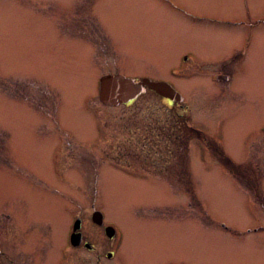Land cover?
Masks as SVG:
<instances>
[{
  "label": "rangeland",
  "instance_id": "rangeland-1",
  "mask_svg": "<svg viewBox=\"0 0 264 264\" xmlns=\"http://www.w3.org/2000/svg\"><path fill=\"white\" fill-rule=\"evenodd\" d=\"M87 1L0 0V212H28L62 227L76 212L88 220L94 205L122 230L128 264H264V198L255 189L261 181L251 187L225 173L227 162L236 171L248 143L264 135V0H93L98 27L86 8L76 7ZM98 28L115 53L102 72L165 80L185 98L182 109L174 108L178 122L197 135L164 165L171 177L186 173L177 181L108 170L99 162L112 157V144L102 139L84 149L83 164L65 161L66 176L47 136L35 134L37 120L29 113L35 105L21 90L25 80L59 93L57 127L67 137L82 141L90 133L93 98L84 95L96 92V77L86 47L74 41L90 44L84 35H97ZM223 72L232 77L225 87L214 81ZM140 103L162 124L175 119L154 95ZM121 114L101 106L110 131ZM242 164L246 175H263L264 137ZM158 206L163 215H149ZM49 240L55 252L57 237L41 236ZM70 264L95 260L79 254Z\"/></svg>",
  "mask_w": 264,
  "mask_h": 264
},
{
  "label": "flooded vegetation",
  "instance_id": "flooded-vegetation-1",
  "mask_svg": "<svg viewBox=\"0 0 264 264\" xmlns=\"http://www.w3.org/2000/svg\"><path fill=\"white\" fill-rule=\"evenodd\" d=\"M85 4L88 6L90 5V7H88L89 9ZM93 6H95L94 1L89 0L85 3L78 4L76 7L80 9L86 8V10L91 13ZM92 15L98 27L96 17L94 14ZM262 24L264 25V21H262ZM64 30L65 29L62 28L59 31L63 32L60 35L64 38H68L69 35H66V31ZM97 31L99 33L97 35H84L92 38L89 41L90 44L78 42L77 40L74 41L84 44L82 47H86V61L89 63V69L93 68L92 75L96 77V80H94L97 88L96 92L84 95V97L93 98V100L87 104V110L90 111V117L88 119L90 133L84 134L82 141H74L70 137H67L64 130H60L57 127L61 103L59 93L47 86V88L43 90L42 88L45 87V85H39L25 80L22 81L24 86L21 90H23L25 94H29L28 97L32 102V108H34L35 105V109L29 112L33 114L37 120L35 134L47 136L51 146L50 149H55V151L52 152V159L61 164L66 176H71V174L68 169H65V161L72 160L73 163L74 159H78V163L83 164L85 162L84 156L87 153V150L84 149L95 146L98 139H102L104 143L107 142L106 144L108 145L112 144V157L104 158V162H99L105 168L106 166L109 167L108 170H112L115 173L119 172L120 174L118 173V175L120 176H122L121 173H125L126 175L124 176L126 177L132 175L144 176V179L147 178L156 183L162 176H168L170 180L173 179L177 181V177L184 176L186 173L179 171V174H174L172 175L173 177H171V174L164 171V165L165 163H170L175 160L172 158L175 156V148H180V143L183 142L186 147L188 144L190 146V140L194 139L190 134L197 135V131L191 125L181 130V124L178 122L180 116H177L178 114L175 112L174 108L178 106L182 109V102L185 98L165 80H152L147 76H123L121 75L122 73L117 71H115V73H111L108 70L102 72V69H105L111 62V59L114 58L115 53L112 52L110 43L107 40L108 36L100 34L101 30L99 28ZM106 57L107 59H105ZM111 75L123 76L127 80H132L135 84H140L144 80L166 83L181 96L182 101H172L167 96L157 94L145 87L143 92L137 94L134 98L125 103H119L116 106L104 105L100 101V82L104 77ZM231 79L232 77L226 75L224 72L214 77V81L216 83H221L223 87L227 86L232 81ZM150 94L158 97L164 108L173 111L175 119L171 121V125L166 124L167 121L162 124V122H159V119L152 118L151 115L149 113L147 114V111L141 107V98ZM168 95L174 100L178 98V96L172 93H168ZM39 98H42L41 102L38 101ZM96 99H98V105L95 104ZM43 101H45L46 105L49 103L55 105L52 111L45 109ZM101 106L114 110L117 109L122 113L120 122L118 126H115L113 131L108 130L110 127L108 123L101 120ZM42 118H44V121L39 123ZM47 127L50 129H47ZM262 137H264V135L248 143V147L246 151H244L245 156L241 161L242 163L245 160L247 149L252 147L255 141ZM3 138L6 139V136ZM87 143L90 146H87ZM101 147L102 145L98 148L101 149ZM155 148L158 149V151H156ZM64 150L66 151L65 153L63 152ZM102 152L104 151H101V153ZM242 163L238 164L236 171H234L231 167L234 166L235 163L232 161L227 162L229 169L226 170L225 173L230 176L234 183L235 178L236 180L239 179L243 181L245 185H249L250 183L251 187L253 186L251 184L252 180L257 182L261 181L260 187L257 185L255 189L258 190L260 188L259 191H262L264 198V185H261V183L264 182V173L260 176L257 175L259 174L258 172L254 171L253 173V171H251L250 173H253V176L250 173V175H246V170H243L246 166ZM248 164L252 165L250 162ZM149 167L155 170L160 168V170L153 172ZM140 173L142 174L140 175ZM95 176L97 177V175ZM239 189L245 192L244 188L241 187ZM245 193L250 198L249 194L247 192ZM187 206H190V202H188ZM91 210L92 212H88L87 215L88 220L82 217L81 212H76L62 227H53L48 219L43 218L45 220H39V218H35L32 214L29 219L27 217L28 212L27 215H22L15 211L6 212L2 210L0 212V264H70L72 256L79 254L91 256L95 260V264H128L125 256L126 253L122 251L121 248L123 244L122 230L113 222H107L102 213L94 205H91ZM96 213L100 214V219L94 218ZM149 215H154L155 217L163 215V213L158 206V210L152 209ZM18 218H20V220H18ZM148 223L160 224L158 221H149ZM64 227L65 232L64 237H62V230ZM26 228L29 230L28 232L23 231V229ZM44 231H46L45 234H43ZM49 234H54L57 237L55 252L51 248L52 240H49L48 243L41 241L42 235ZM78 236L79 239H77ZM72 237H74V243ZM51 251H53V253H51ZM128 256L129 255H127V257ZM170 263L173 262L171 261ZM178 264L188 263L183 261Z\"/></svg>",
  "mask_w": 264,
  "mask_h": 264
},
{
  "label": "water",
  "instance_id": "water-1",
  "mask_svg": "<svg viewBox=\"0 0 264 264\" xmlns=\"http://www.w3.org/2000/svg\"><path fill=\"white\" fill-rule=\"evenodd\" d=\"M145 87L157 94L167 96L172 101H182L181 96L166 83L144 80L140 84H135L132 80H127L120 75L106 76L101 80L100 101L104 105L116 106L119 103H125L128 100L134 98L137 94L143 92ZM168 93H172L178 96V98L174 100L168 95ZM94 218L100 219V214L96 213ZM77 239H79V236ZM72 241L74 243V237H72Z\"/></svg>",
  "mask_w": 264,
  "mask_h": 264
},
{
  "label": "trees",
  "instance_id": "trees-1",
  "mask_svg": "<svg viewBox=\"0 0 264 264\" xmlns=\"http://www.w3.org/2000/svg\"><path fill=\"white\" fill-rule=\"evenodd\" d=\"M183 133V132H182ZM182 147H186V145L182 142V143H180V148H182Z\"/></svg>",
  "mask_w": 264,
  "mask_h": 264
}]
</instances>
